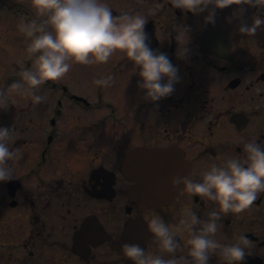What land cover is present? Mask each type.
<instances>
[{
	"label": "flooded vegetation",
	"instance_id": "af4514ba",
	"mask_svg": "<svg viewBox=\"0 0 264 264\" xmlns=\"http://www.w3.org/2000/svg\"><path fill=\"white\" fill-rule=\"evenodd\" d=\"M7 2L0 4V18L11 7L24 18L34 15L28 6ZM108 2L114 15L148 17L151 46L168 54L180 79L171 95L151 101L139 70L117 51L107 63L77 65L92 75L111 74L110 86L95 83L85 92L88 85L67 73L42 85L46 100L34 104L9 86L35 57L29 53L17 63L8 45L19 41L0 32V88L9 89L0 125L15 129L10 143L20 149L11 162L15 178L0 183V264H132L124 243L159 251L147 231L151 215L175 224L187 204L202 218L215 207L173 189V175L201 179L211 163L241 152L244 139L264 142V25L251 37L238 30L254 15L264 17V0L217 9L214 23L205 21L207 9L195 14L173 0ZM176 25L189 26L187 58L177 55L184 39ZM126 165L145 167V198L135 192L137 181L126 175ZM222 220L218 238L232 242L245 235L244 264H264V192ZM211 264L226 262L213 255Z\"/></svg>",
	"mask_w": 264,
	"mask_h": 264
},
{
	"label": "clouds",
	"instance_id": "9594fccd",
	"mask_svg": "<svg viewBox=\"0 0 264 264\" xmlns=\"http://www.w3.org/2000/svg\"><path fill=\"white\" fill-rule=\"evenodd\" d=\"M173 3L195 14L207 9L204 19L211 23L215 22L216 10L230 4H261L259 0H173ZM30 5L34 15L21 19L18 28L28 37L27 49L35 59L31 66L21 68L20 78L9 86L17 95L31 97L34 104H39L46 100L39 90L47 81L61 79L75 63H107L117 51L139 70L146 98L158 101L174 92L180 79L179 68L166 52L151 46L146 15L129 11L114 15L108 0H30ZM261 25L264 17L254 15L250 24L242 22L238 30L251 37ZM175 30L184 39V43H179L177 55L187 58L189 26L176 25ZM113 82L111 74L95 79L97 85L105 87ZM9 89L0 88V109L8 104ZM14 134L12 126L0 125V183L15 178L11 162L20 158V149L10 143ZM169 183L173 189L182 188L192 194L190 199L198 196L214 202L215 207L202 218L187 204L175 224L166 222L159 214L151 215L147 231L159 251H149L140 243H124L128 260L132 264H211L213 255H218L226 264H244L250 245L248 238L240 234L232 242H225L217 234L221 232L223 214L242 211L264 192V142L255 137L244 139L241 152L211 163L201 179L177 174ZM181 233L187 234L183 241Z\"/></svg>",
	"mask_w": 264,
	"mask_h": 264
},
{
	"label": "rangeland",
	"instance_id": "374dc122",
	"mask_svg": "<svg viewBox=\"0 0 264 264\" xmlns=\"http://www.w3.org/2000/svg\"><path fill=\"white\" fill-rule=\"evenodd\" d=\"M11 1L15 4H19V5L22 4L32 9L30 5V0H11ZM1 3L2 0H0V4ZM9 5L11 4L9 3ZM16 16L18 17L12 15L9 9L4 10L2 17L0 18V32H6L8 34H11L19 41V43L18 44L15 43L14 46L8 45V54L15 56L17 63L21 64L22 62L21 59L23 57H26L30 52L27 51L26 48L25 49L22 48V44L26 42L25 38L23 39V37H25L26 35L22 33L18 28V23L20 22L21 19L24 18V16H19V15ZM77 65H82V64L79 63L73 64V67L68 72V79L75 83H80V84L82 82H85L88 85L87 90H85V92L92 91L89 89L91 88V86L95 85V79L99 76V73H93L92 75L90 74L91 70H88L87 68H84L85 71H79Z\"/></svg>",
	"mask_w": 264,
	"mask_h": 264
},
{
	"label": "water",
	"instance_id": "95a60500",
	"mask_svg": "<svg viewBox=\"0 0 264 264\" xmlns=\"http://www.w3.org/2000/svg\"><path fill=\"white\" fill-rule=\"evenodd\" d=\"M138 155L145 157V153L141 152L138 153ZM132 159H134V157H132ZM140 159V158H139ZM138 159V160H139ZM145 158H143L142 160H144ZM130 161V158L125 159V164H127ZM125 171H126V175L131 179V180H136L137 184L135 187V192L145 198L146 197V184H145V172L146 169L145 167H140V166H129L126 165L125 166Z\"/></svg>",
	"mask_w": 264,
	"mask_h": 264
}]
</instances>
